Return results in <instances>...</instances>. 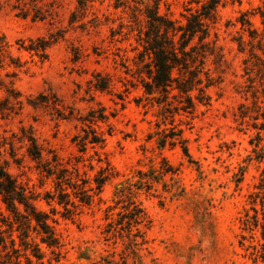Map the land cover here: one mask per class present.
Returning a JSON list of instances; mask_svg holds the SVG:
<instances>
[{
	"label": "rangeland",
	"instance_id": "374dc122",
	"mask_svg": "<svg viewBox=\"0 0 264 264\" xmlns=\"http://www.w3.org/2000/svg\"><path fill=\"white\" fill-rule=\"evenodd\" d=\"M197 1L203 0H88L82 9L78 0H0V102L8 98L10 109L0 112V165L33 194L35 208L56 221L59 255L41 245L44 263L256 264L245 251L249 242L238 244V218L264 166V0H219L209 41L222 59L206 61L214 79L208 105L167 114L162 122L156 105L135 102L143 92L132 61V15L142 22L141 2H156L160 15L184 23ZM38 39L50 43L43 57L24 50ZM100 83L104 90L96 88ZM40 94L56 100L65 119L51 106L27 105ZM171 126L182 131L189 157L178 145L156 147L155 133ZM21 131L33 136L42 163L55 155L89 179L87 187L109 167L111 176L90 205L71 196L77 206L63 217V206L47 198L55 194L54 179L27 157ZM85 132L103 141L80 153L73 139ZM126 184L134 186L122 192ZM130 201L148 221L133 258L125 236L105 232ZM8 215L0 200V226Z\"/></svg>",
	"mask_w": 264,
	"mask_h": 264
},
{
	"label": "trees",
	"instance_id": "16d2710c",
	"mask_svg": "<svg viewBox=\"0 0 264 264\" xmlns=\"http://www.w3.org/2000/svg\"><path fill=\"white\" fill-rule=\"evenodd\" d=\"M87 2L88 0H78V5L83 9ZM197 4L199 7L195 10L186 9L187 14L183 15L184 23L160 15L156 2L152 6L141 2L143 8L137 11L142 17V22L138 21L136 14L132 15V22L137 26L135 38L137 47L132 61L143 92L142 98L135 102L139 104L144 99L150 102L151 106L156 105L159 109L157 116H160L162 122L167 114L171 116L179 112L191 114L196 104L203 106L209 104L207 91L213 86L214 79L209 69L205 68L206 61L209 57H213L215 62H220L222 59L216 52L218 48L215 43L209 41V24L215 19L220 3L219 0H203L197 1ZM261 16L264 18L263 15ZM241 25H244V21ZM36 42V46L32 42L24 50L34 51L43 57L50 43L43 39H38ZM105 86L100 83L96 88L104 90ZM48 96L40 94L34 99H27V105L33 110L51 106L57 112L58 118L65 119V115L55 108L56 100L48 101ZM51 97L55 98L52 95ZM148 102L143 106L148 105ZM7 104L8 98L0 102L1 113L10 110L7 109ZM257 109L260 110V107ZM262 116L264 119V115ZM103 119L101 115L99 120ZM261 127L264 128V123ZM23 132L21 131L22 136L19 139L26 142L27 157L37 164L38 169L41 167V173L54 179L55 194H47V198L63 206L66 214L63 217L67 218L65 216L70 212L68 207L77 206L71 196L79 204L90 205L93 197L101 192L103 185L111 176L109 167L99 169L98 176L93 179L94 188L87 187L89 179L80 178L76 169L71 168L72 172L63 166L55 155L50 161L42 163V152L33 136L25 135ZM155 136L157 148L164 149L166 146L178 145L184 156L189 157L180 129L171 126L155 133ZM151 138L152 135L148 137ZM257 139L261 140L260 135ZM73 141L77 142L79 152L84 153L86 144L100 145L103 140L95 132H91V135L85 132L84 136H76ZM89 168L92 169L91 166ZM167 172L170 171H165ZM150 180L154 181L155 177ZM132 186L134 185H122L121 191H130ZM67 189L71 192L69 193ZM0 200L9 214L1 220L0 264H21L19 260L21 257L25 259V264H32L31 258L35 260V264H51V260L44 263L45 255L41 245L52 255H59L56 251L61 247L60 240L52 225L56 221L35 208L33 194L18 184L7 172L5 163L0 165ZM116 216L115 220L112 219L107 223L105 232L108 237L125 236L128 240L127 256L133 258L136 255L133 247L138 245L137 239L144 240L142 227L145 228L148 223L144 210L140 205L130 201L121 207V211ZM238 223L239 246L244 248L243 241L247 240L249 243L245 251H249V257L256 264L258 262L264 264V166L258 183L247 195V204L238 218ZM2 226L6 229L3 230ZM14 233L19 240L18 246L13 238ZM31 234H34L35 238H32ZM105 264L118 263L105 261Z\"/></svg>",
	"mask_w": 264,
	"mask_h": 264
}]
</instances>
